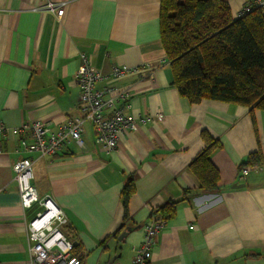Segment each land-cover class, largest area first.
<instances>
[{"label":"crops","instance_id":"crops-1","mask_svg":"<svg viewBox=\"0 0 264 264\" xmlns=\"http://www.w3.org/2000/svg\"><path fill=\"white\" fill-rule=\"evenodd\" d=\"M46 1L65 2L60 20L36 9ZM225 1L236 17L252 0ZM159 6L160 0H0V122L40 120L55 130L79 116L75 73L86 56L105 75L97 88L130 90L127 112L137 127L119 135L112 153L85 121L81 142L52 155H22L33 161L37 193L52 195L63 209L62 230L78 242L80 264H132L131 247L150 210L168 200L176 201L175 211L156 234L151 264H264V110L181 96L167 59L160 60L166 56ZM144 62L151 64L139 74L110 76L113 65ZM206 137L218 142L210 156L218 186L202 193L189 165ZM16 144L9 134L0 152V261L28 264L25 224L32 213L21 207L14 180ZM256 151L262 169L238 182L241 163ZM130 175L134 193L125 209L121 191ZM124 225L135 229L120 240Z\"/></svg>","mask_w":264,"mask_h":264},{"label":"trees","instance_id":"trees-1","mask_svg":"<svg viewBox=\"0 0 264 264\" xmlns=\"http://www.w3.org/2000/svg\"><path fill=\"white\" fill-rule=\"evenodd\" d=\"M159 31L171 85L181 96L191 103L211 99L264 110L263 7L233 17L225 0H160ZM206 142L189 165L202 193L214 192L218 186V172L210 158L218 142L208 137ZM253 164H263L260 152L251 153L240 166ZM133 193L130 175L121 191L125 209ZM175 205L176 201L168 200L152 208L149 218L166 221ZM126 226L133 228L124 225L117 233ZM72 241V254L81 263L80 246Z\"/></svg>","mask_w":264,"mask_h":264},{"label":"built area","instance_id":"built-area-1","mask_svg":"<svg viewBox=\"0 0 264 264\" xmlns=\"http://www.w3.org/2000/svg\"><path fill=\"white\" fill-rule=\"evenodd\" d=\"M65 2L46 1L36 9H45L61 19L64 14ZM264 7V0H252L245 4L236 17L242 16L252 8ZM81 63L75 73L79 87L78 108L80 115L66 119L57 129L52 130L47 123L40 120L22 123L9 127L0 122V152L3 151V140L9 134L17 139L15 152L21 156L13 163L14 180L18 187L21 207L32 213L25 224L28 243V264H80L79 259L72 254L73 241L62 230L67 224L63 209L52 195L40 196L32 183L33 161L22 156L24 153L36 151L41 155H52L69 141L81 142L83 124L89 122L92 127L95 142L104 147L108 153L119 148V135L127 129H135L137 121L128 114L130 90L115 91L112 88L99 89L97 83L105 75L93 68L86 56L80 57ZM162 62L166 58L160 59ZM150 62L141 65H113L110 76L120 78L130 74H139L150 66ZM111 92L108 97L106 94ZM150 115L142 117L141 121L151 119ZM262 165H243L237 174V181L243 182L250 171H260ZM165 226V221L148 218L143 224L142 238L137 245L131 247L132 264H151L152 250L156 243V234ZM0 264H18L4 263ZM111 264H118L112 262Z\"/></svg>","mask_w":264,"mask_h":264},{"label":"water","instance_id":"water-1","mask_svg":"<svg viewBox=\"0 0 264 264\" xmlns=\"http://www.w3.org/2000/svg\"><path fill=\"white\" fill-rule=\"evenodd\" d=\"M241 186H243V184H234L233 185V187H241ZM134 229H135V227L132 228L130 226H126L124 228V230L120 233L118 239L122 240L123 238H125L128 235V233H130Z\"/></svg>","mask_w":264,"mask_h":264},{"label":"rangeland","instance_id":"rangeland-1","mask_svg":"<svg viewBox=\"0 0 264 264\" xmlns=\"http://www.w3.org/2000/svg\"><path fill=\"white\" fill-rule=\"evenodd\" d=\"M64 229V228H63Z\"/></svg>","mask_w":264,"mask_h":264}]
</instances>
